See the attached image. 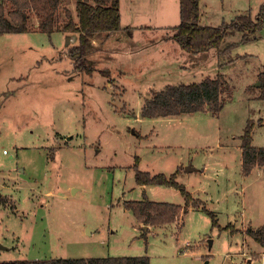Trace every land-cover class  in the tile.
Returning <instances> with one entry per match:
<instances>
[{"label":"rangeland","instance_id":"obj_1","mask_svg":"<svg viewBox=\"0 0 264 264\" xmlns=\"http://www.w3.org/2000/svg\"><path fill=\"white\" fill-rule=\"evenodd\" d=\"M0 3L13 8L10 0ZM262 5L201 0L200 24L220 26L241 13L256 19ZM120 6L121 29L91 42V73L75 69L77 34L42 32L33 9L30 31L0 34V167L17 183L6 186L0 201V261L149 255L151 264H264L249 230L264 224V166L243 174L241 150L249 121L253 144L264 146L258 86L264 27L247 42L231 28L223 54L217 48L195 54L174 37L180 0H121ZM67 9L76 19L75 0H61L59 24ZM231 43L238 46L230 49ZM218 74L225 77L219 116L209 110L142 115L154 91ZM136 156L152 175L178 170L177 180L227 230L213 226L200 204L146 233L124 204L143 198ZM190 164L198 170L188 172ZM145 191L154 201L185 202L174 186L149 184Z\"/></svg>","mask_w":264,"mask_h":264},{"label":"trees","instance_id":"obj_2","mask_svg":"<svg viewBox=\"0 0 264 264\" xmlns=\"http://www.w3.org/2000/svg\"><path fill=\"white\" fill-rule=\"evenodd\" d=\"M13 8L7 10L5 3H0V34L25 33L30 31L29 10H35L42 20L39 26L41 31L52 34L55 31H66L77 34L79 45H77L75 57V69L92 72L94 66L87 63V54L92 49L91 42L97 35L105 33L109 36L115 30L122 27L120 13L121 0H75L76 17L73 12L66 10L67 21L59 24L57 10L61 0H10ZM201 0H180V16L182 21L175 27L174 37L185 51L200 53L210 48H217L220 54L223 51L220 46L232 28L243 32L242 40L247 42L255 38L258 31L264 27V5L258 12V17L253 19L251 14L236 16L231 22L223 21L220 26L201 25ZM253 36V37H252ZM230 49L238 46L237 43L228 45ZM110 73L108 69L102 70ZM261 92L259 99H264V70L260 73ZM225 77L218 74L216 77L207 76L200 82L170 84L164 89L154 91L150 98L145 100L142 115L147 118L171 117V115H183L194 112H212L219 116L224 109L222 93L224 91ZM248 122V121H247ZM254 122H248L241 136L242 145V169L243 174L248 175L259 166H264V146L253 144ZM139 156L135 158V179L139 185L159 184L176 187L185 197V204L171 203L166 201L152 200L146 191L143 198L137 200H126L125 207L136 217L137 221L152 226L170 224L177 220L180 213H186L191 206L203 205L206 213L212 217V225L221 231L227 230L217 220L213 210L208 209L205 202L194 197L180 183L176 176L178 170L167 176L164 173L152 175L149 171L139 168ZM2 200V199H1ZM254 238L264 246V224L255 229H249ZM0 264H151L149 255L139 256H103L85 258H54L49 259H17L13 261H0Z\"/></svg>","mask_w":264,"mask_h":264},{"label":"crops","instance_id":"obj_3","mask_svg":"<svg viewBox=\"0 0 264 264\" xmlns=\"http://www.w3.org/2000/svg\"><path fill=\"white\" fill-rule=\"evenodd\" d=\"M121 7V6H120ZM76 17V16H75ZM74 20H76V21H78V19H77V17H76V19L74 18ZM190 166H193V165H191L190 164ZM189 166V167H190ZM20 167V166H19ZM261 168H256V170H259V171H262V170H260ZM20 170L22 171V170H24V168H20ZM195 170H198L197 168L195 169ZM195 170H192V171H195ZM264 171V170H263ZM14 172H15V170H14ZM262 173V172H261ZM262 174H260V176H261ZM16 182H17V180H15ZM11 182H13L14 183V179H13V172L11 171V172H5L1 167H0V188L2 189V193L0 192V196L2 197H0V201H3L4 202V199H3V194L4 195H6L7 194V192L6 191H8V188H10L12 185H11ZM13 185H17V183H14ZM148 185L149 184H145V185H141L142 186V188H144L145 190L148 188ZM6 186H8V188H6ZM2 199V200H1ZM5 203V202H4ZM185 204V202L182 204V205H184ZM194 207H190L189 209H188V212H190L191 211V209H193ZM187 212V213H188ZM181 214L182 215H184L183 214V212H181ZM137 222H139V221H137ZM139 224H140V226H144L145 227V230H146V233H148V232H150L151 230H153V226H150V225H145L144 223H141V222H139ZM148 228L150 229L149 231H148ZM243 239H244V237H243ZM255 241L256 242H258L256 239H255ZM248 241H244V244L246 245V243H247ZM259 243V242H258ZM260 244V243H259ZM261 248H263V251L262 252H258V254H260V255H262V257H264L263 255H264V246H261ZM254 252V251H253ZM252 252V253H253ZM243 254V256L244 257H246V259L248 258V260L250 259V257H252L251 255H253V254H251V253H249L248 251L247 252H243L242 253ZM228 257H230V260L231 261H234V252H229L228 253V255H227ZM259 258V259H263V258ZM246 259H245V261H246ZM257 259V258H256ZM252 260H253V258H252Z\"/></svg>","mask_w":264,"mask_h":264},{"label":"water","instance_id":"obj_4","mask_svg":"<svg viewBox=\"0 0 264 264\" xmlns=\"http://www.w3.org/2000/svg\"><path fill=\"white\" fill-rule=\"evenodd\" d=\"M260 84H261V81H259L258 86H260ZM195 169H196V167H194V166H190V167L188 166V167H187V171H188V172H190V171H192V170H195Z\"/></svg>","mask_w":264,"mask_h":264},{"label":"built area","instance_id":"obj_5","mask_svg":"<svg viewBox=\"0 0 264 264\" xmlns=\"http://www.w3.org/2000/svg\"><path fill=\"white\" fill-rule=\"evenodd\" d=\"M251 261H252V259H251ZM263 264V263H262Z\"/></svg>","mask_w":264,"mask_h":264}]
</instances>
